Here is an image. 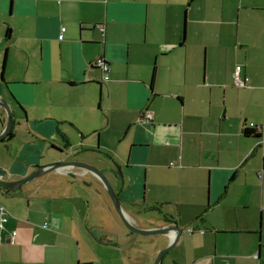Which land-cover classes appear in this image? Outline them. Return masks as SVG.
<instances>
[{"label": "crops", "instance_id": "crops-1", "mask_svg": "<svg viewBox=\"0 0 264 264\" xmlns=\"http://www.w3.org/2000/svg\"><path fill=\"white\" fill-rule=\"evenodd\" d=\"M0 101L22 123L3 181L85 162L136 227L177 223L168 264H264V0H0ZM101 146L113 166L79 153ZM69 171L0 188V264H152L167 239Z\"/></svg>", "mask_w": 264, "mask_h": 264}, {"label": "water", "instance_id": "water-1", "mask_svg": "<svg viewBox=\"0 0 264 264\" xmlns=\"http://www.w3.org/2000/svg\"><path fill=\"white\" fill-rule=\"evenodd\" d=\"M0 109L4 111L5 115H6V125L3 129V131L0 134V141L8 136V131H10L11 126H12V119L11 118V111L9 110L8 105L3 102L0 101ZM72 169H80V170H84V171H88L94 175H96L100 181V183L103 185V188L105 189L111 203L112 206L117 214V216L119 217L121 223L123 224V226L125 227V229H127V231H129L131 234L134 235V238H136L137 236H152V237H156V236H162L165 237L167 239V246L165 248H163L162 250H160L154 260L153 264H160L163 255L166 254L167 252H169L170 250H172L174 248V246L176 245V243L178 242L180 235L182 233L181 228L178 227L177 223L174 222H169L164 218L165 224L159 226V227H153V228H149L148 229H140L138 227H136L135 225H133L132 223H130L129 221H127L125 219V217L122 214L121 208H120V203H119V199L117 194L114 192V190L112 189V187L110 186V183L105 179V177L101 174V171H99L98 169H96L95 167L81 163V162H77V161H57L55 163H51L49 165L46 166H42V167H36V169L31 172L28 176L17 180V181H3L2 178L5 175V171L3 169L0 168V188L3 189H8V190H17L20 187L44 176V174H48V173H55V174H60V175H65L68 176L69 178H75L76 175L73 173V171H69ZM67 171V173L65 174L64 172ZM64 173V174H62ZM93 235L95 236V238H97V233L93 232ZM113 243H115L116 241V237L113 236Z\"/></svg>", "mask_w": 264, "mask_h": 264}, {"label": "rangeland", "instance_id": "rangeland-1", "mask_svg": "<svg viewBox=\"0 0 264 264\" xmlns=\"http://www.w3.org/2000/svg\"><path fill=\"white\" fill-rule=\"evenodd\" d=\"M4 29H5V27L3 26V30ZM4 117H5V114L3 111L2 115L0 116V125L4 123V121L2 122V120L5 119ZM101 136H102V139H104L105 136L108 137V140L110 141V148H112L111 150H114V149L119 150L117 148L120 146V141L116 137L120 136V135H109V134L102 133ZM10 142L11 141L0 142V153L4 154V153L8 152V151H6V148H7L6 145H12L11 149L16 150V146L19 145L18 142H15V141H13L11 143ZM85 152H93L94 153L92 155L90 154L89 158L93 159L94 163L97 164L100 168H104L105 166L107 167V166H111V165L113 166V163H112L113 159H112V161L110 160L111 157L109 154V152H111V151L108 149H105V147L101 146L100 148L93 149V150H88V149L79 150V153H85ZM38 167H42V166H38ZM115 170L117 172V169H115ZM101 174L105 177V175L102 172H101ZM105 179L107 180L106 177H105ZM141 239H142V242L145 241V240H143L144 238H141ZM138 246L139 245H137V247ZM158 252L155 254L153 261H152V264L154 263V260L157 256ZM172 255H173V249L163 255L161 263L163 262V264H168L169 262H171L172 261Z\"/></svg>", "mask_w": 264, "mask_h": 264}, {"label": "built area", "instance_id": "built-area-1", "mask_svg": "<svg viewBox=\"0 0 264 264\" xmlns=\"http://www.w3.org/2000/svg\"><path fill=\"white\" fill-rule=\"evenodd\" d=\"M96 28L99 30V32L101 34L104 33V29L99 27V26H96ZM64 27L61 29V33L58 37V39L61 41L63 36H62V33L64 31ZM93 66L98 68L100 71H102V74H103V82H107L108 81V72H109V68H108V65H107V62L104 60V58L102 57H99L97 59H95L94 63H93ZM235 84L237 86H242V82H240L238 79H235ZM152 120V117L149 113H146L144 118H143V121L144 122H150ZM250 127L251 128H254L256 129L257 132H261L262 129H260L261 127L259 126H253L252 124H250ZM8 216V213L5 211V209L3 207H0V228L2 227V224L6 221V218Z\"/></svg>", "mask_w": 264, "mask_h": 264}, {"label": "flooded vegetation", "instance_id": "flooded-vegetation-1", "mask_svg": "<svg viewBox=\"0 0 264 264\" xmlns=\"http://www.w3.org/2000/svg\"><path fill=\"white\" fill-rule=\"evenodd\" d=\"M2 112H3V110H1ZM5 114V113H4ZM5 118V119H4ZM3 119L4 120H2V122L4 121V123L2 124L3 125V129H4V127H5V125H6V115H5V117H4ZM13 118V115L11 114V118L10 119H12ZM15 126H17L18 128H20L21 126H22V123H20V122H18V121H15L14 119H12V126H11V129H10V131H8L9 133H8V136H6V137H4L0 142H6V141H9L10 139H12L13 137H14V134L12 133V131H14L15 129L14 128H16ZM14 129V130H13ZM3 131V130H2ZM57 153H58V151H57Z\"/></svg>", "mask_w": 264, "mask_h": 264}, {"label": "trees", "instance_id": "trees-1", "mask_svg": "<svg viewBox=\"0 0 264 264\" xmlns=\"http://www.w3.org/2000/svg\"><path fill=\"white\" fill-rule=\"evenodd\" d=\"M255 133L253 132V130L252 131L245 130L246 135H255Z\"/></svg>", "mask_w": 264, "mask_h": 264}]
</instances>
